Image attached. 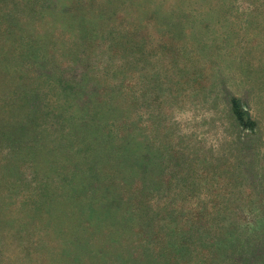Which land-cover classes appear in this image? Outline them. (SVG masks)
Masks as SVG:
<instances>
[{
	"label": "rangeland",
	"instance_id": "1",
	"mask_svg": "<svg viewBox=\"0 0 264 264\" xmlns=\"http://www.w3.org/2000/svg\"><path fill=\"white\" fill-rule=\"evenodd\" d=\"M0 68V264H238L215 245L264 236V0H0Z\"/></svg>",
	"mask_w": 264,
	"mask_h": 264
},
{
	"label": "trees",
	"instance_id": "2",
	"mask_svg": "<svg viewBox=\"0 0 264 264\" xmlns=\"http://www.w3.org/2000/svg\"><path fill=\"white\" fill-rule=\"evenodd\" d=\"M0 72H7L11 75L19 76L21 70L19 68L18 69L17 68L11 69V70L0 68ZM1 74H4V73H1ZM241 154H242V151H241ZM242 158H243V156H242ZM134 165L135 164L130 165L128 170H130L132 168V166H134ZM128 177H129V175H128ZM138 182H140V180L136 179L135 184ZM73 184L76 186V188L78 190H80L81 188H83L82 190H85L86 186H87L84 184H80L79 182H76V181H73ZM132 189L134 190V187ZM82 220H83L82 225L85 226L86 229H88V230L94 229V226L92 225L91 218L83 216ZM260 220H252L251 219L248 221V219H247V221L249 222V223L247 222V224H249L248 228L250 229L252 226L255 229H257L258 227H264V226H262V225H264V221H262V220L260 221ZM262 232L264 233V229L261 230V233ZM239 236H241V235H239ZM215 246H216V252H215L216 262L218 261L217 259H220L221 255H224L225 252H227L231 256L233 261L235 263L238 262V264L240 262H243L245 264H264V260H263L264 259V236L263 235L254 240L251 237V235L248 234V237H247L245 242H244L243 237L242 238L237 237V238L230 240V242L228 241L227 244H220L218 248H217V244Z\"/></svg>",
	"mask_w": 264,
	"mask_h": 264
},
{
	"label": "clouds",
	"instance_id": "3",
	"mask_svg": "<svg viewBox=\"0 0 264 264\" xmlns=\"http://www.w3.org/2000/svg\"><path fill=\"white\" fill-rule=\"evenodd\" d=\"M212 114L209 112V113H204L203 115L201 116H198V117H195L196 120H202L204 119L205 117L207 118H211ZM175 119L178 121V122H181L183 123L184 121H188V120H192L193 119V115L192 113H188V112H180L176 115ZM182 131H187V129H182ZM221 134L217 133L215 135H209L208 137H206L207 139V142L212 145V146H215V147H219V143H218V137L220 136ZM204 138V137H202Z\"/></svg>",
	"mask_w": 264,
	"mask_h": 264
}]
</instances>
